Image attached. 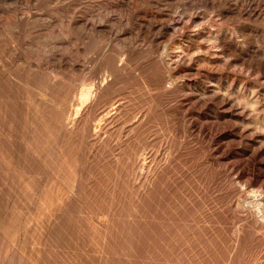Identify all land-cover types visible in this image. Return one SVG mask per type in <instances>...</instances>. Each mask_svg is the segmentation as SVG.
<instances>
[{"label": "rangeland", "instance_id": "rangeland-1", "mask_svg": "<svg viewBox=\"0 0 264 264\" xmlns=\"http://www.w3.org/2000/svg\"><path fill=\"white\" fill-rule=\"evenodd\" d=\"M0 264H264V0H0Z\"/></svg>", "mask_w": 264, "mask_h": 264}, {"label": "bare ground", "instance_id": "bare-ground-1", "mask_svg": "<svg viewBox=\"0 0 264 264\" xmlns=\"http://www.w3.org/2000/svg\"><path fill=\"white\" fill-rule=\"evenodd\" d=\"M263 203V202H262Z\"/></svg>", "mask_w": 264, "mask_h": 264}]
</instances>
